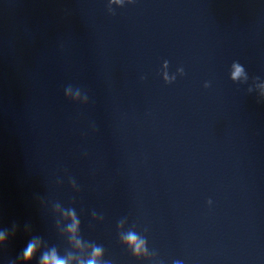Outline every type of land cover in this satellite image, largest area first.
I'll list each match as a JSON object with an SVG mask.
<instances>
[{
  "label": "clouds",
  "instance_id": "clouds-1",
  "mask_svg": "<svg viewBox=\"0 0 264 264\" xmlns=\"http://www.w3.org/2000/svg\"><path fill=\"white\" fill-rule=\"evenodd\" d=\"M131 2H132V0H128V3H131ZM108 4H109V2H108ZM108 11L112 12V10L109 8V6H108ZM232 66L235 68V71L232 73L231 79H232V81H236L242 75L243 67L241 66V64L239 62H233ZM178 71L181 74H183V68H179ZM174 80H175V78L173 77L172 80L166 81V82L171 83ZM208 86L209 85L206 83L205 87H208ZM70 89H71V86H68L65 89V96L67 98H69L67 95V92L70 91ZM81 93H82V91L79 88H77L76 97L79 98ZM83 98H84V101L86 104L88 102V96L86 93H83ZM73 101H75V100H73ZM209 203H211V202L209 201ZM4 238H5V233L3 231H0V240H3ZM136 239L137 238L134 234H130L128 237V241L131 244H135ZM35 250H36V241L32 240L27 244V247L23 252V259L26 261L30 260L33 256V253L35 252ZM101 252H102L101 248H99V247L94 248L93 249V257L94 258L89 259L87 261V264H98V261H97V259H95V257L100 256ZM41 264H67V261L65 259L59 257L57 255L55 249H52L50 253L45 252L43 254Z\"/></svg>",
  "mask_w": 264,
  "mask_h": 264
}]
</instances>
